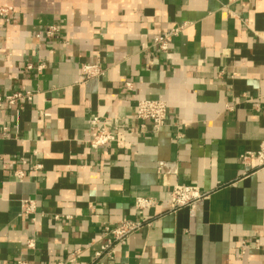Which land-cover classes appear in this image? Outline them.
Segmentation results:
<instances>
[{
  "label": "crops",
  "instance_id": "crops-1",
  "mask_svg": "<svg viewBox=\"0 0 264 264\" xmlns=\"http://www.w3.org/2000/svg\"><path fill=\"white\" fill-rule=\"evenodd\" d=\"M0 7V94H34L0 108V264H84L122 220L140 227L102 264H264V165L241 158L264 140V0ZM177 25L157 51L152 39ZM82 64L102 73L82 81ZM140 99L165 102L158 131L135 119ZM93 115L130 134L91 148ZM177 184L209 195L170 211ZM136 197L157 202L136 211Z\"/></svg>",
  "mask_w": 264,
  "mask_h": 264
},
{
  "label": "built area",
  "instance_id": "built-area-1",
  "mask_svg": "<svg viewBox=\"0 0 264 264\" xmlns=\"http://www.w3.org/2000/svg\"><path fill=\"white\" fill-rule=\"evenodd\" d=\"M9 12L8 7H0V16H6ZM182 25L172 27L166 32L156 35L152 39L151 45L161 52L169 50L172 38L176 36L181 29ZM58 32L57 27L50 26L47 28L45 35L50 37ZM27 69L31 66L27 65ZM42 68V65L37 67ZM102 73V70L97 64H82L79 68V78L82 81L86 79L97 77ZM126 89H131V82H125ZM31 91H12L10 93L0 94V108L3 106L17 105L22 101H29L33 97ZM134 117L141 123V127L144 122H150L153 132L158 131L165 123L166 119V104L162 100L157 99H140L137 101L134 109ZM89 128L92 131V136L89 141V146L93 149L108 145L117 140L122 135L130 134V132L121 131L118 124L111 117H101L99 115L91 116L89 120ZM5 130V129H4ZM242 161L247 159L256 158L259 165H264V140L261 141L259 150L256 153L245 152L242 156ZM41 165L36 164L34 166L35 171H39ZM16 176L21 177L23 174L21 171L15 173ZM208 191L201 189L196 185L177 184L171 187L169 191L170 205L169 210L175 211L181 207L189 206L195 201L207 198ZM156 200L148 197H136L134 200V209L136 211L148 210L156 204ZM21 213L28 216L34 213L36 205L31 199H22L20 201ZM58 217L55 216L54 219ZM140 227L139 222L130 220H122L114 224H107L103 226L101 236L104 239L99 248L94 251L93 260L85 262L84 264H102L104 258H112L115 249L124 242L132 232ZM28 247H33L34 242L32 240L27 242ZM81 250L76 249L70 252V259H76L80 256Z\"/></svg>",
  "mask_w": 264,
  "mask_h": 264
}]
</instances>
